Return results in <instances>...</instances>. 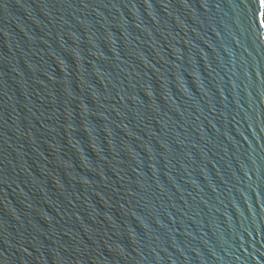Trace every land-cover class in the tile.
Instances as JSON below:
<instances>
[{
  "label": "water",
  "instance_id": "95a60500",
  "mask_svg": "<svg viewBox=\"0 0 264 264\" xmlns=\"http://www.w3.org/2000/svg\"><path fill=\"white\" fill-rule=\"evenodd\" d=\"M0 264H264V0H0Z\"/></svg>",
  "mask_w": 264,
  "mask_h": 264
}]
</instances>
